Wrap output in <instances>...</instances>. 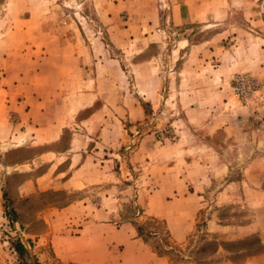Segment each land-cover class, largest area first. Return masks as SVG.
<instances>
[{"label":"rangeland","instance_id":"obj_1","mask_svg":"<svg viewBox=\"0 0 264 264\" xmlns=\"http://www.w3.org/2000/svg\"><path fill=\"white\" fill-rule=\"evenodd\" d=\"M0 243L264 264V0H0Z\"/></svg>","mask_w":264,"mask_h":264},{"label":"crops","instance_id":"obj_2","mask_svg":"<svg viewBox=\"0 0 264 264\" xmlns=\"http://www.w3.org/2000/svg\"><path fill=\"white\" fill-rule=\"evenodd\" d=\"M12 257L13 255L7 258V255L2 251V249H0V264H14L12 261Z\"/></svg>","mask_w":264,"mask_h":264},{"label":"trees","instance_id":"obj_3","mask_svg":"<svg viewBox=\"0 0 264 264\" xmlns=\"http://www.w3.org/2000/svg\"><path fill=\"white\" fill-rule=\"evenodd\" d=\"M16 250L19 252V254H23L24 253V247H23V245L22 244H20V243H18V244H16Z\"/></svg>","mask_w":264,"mask_h":264}]
</instances>
